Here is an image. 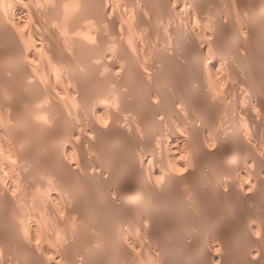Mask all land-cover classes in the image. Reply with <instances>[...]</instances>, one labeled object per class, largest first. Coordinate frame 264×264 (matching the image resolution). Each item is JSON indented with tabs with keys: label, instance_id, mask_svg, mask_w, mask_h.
Masks as SVG:
<instances>
[{
	"label": "bare ground",
	"instance_id": "bare-ground-1",
	"mask_svg": "<svg viewBox=\"0 0 264 264\" xmlns=\"http://www.w3.org/2000/svg\"><path fill=\"white\" fill-rule=\"evenodd\" d=\"M34 1L0 2L47 95L0 99V264H264V0Z\"/></svg>",
	"mask_w": 264,
	"mask_h": 264
},
{
	"label": "rangeland",
	"instance_id": "rangeland-1",
	"mask_svg": "<svg viewBox=\"0 0 264 264\" xmlns=\"http://www.w3.org/2000/svg\"><path fill=\"white\" fill-rule=\"evenodd\" d=\"M33 1H34V0H33ZM36 1H37V2H36ZM43 1H44V0H43ZM43 1H41V0H39V1H38V0H35L34 3H37V4H38V3H39V4L42 3V5H41V4H40V5H41V7H44L43 9H45V8L47 7V6H45L46 4H47V5H48V4L50 5V3H51V4H54L53 0H48L47 2L44 1L45 3H44ZM0 2H1V0H0ZM0 4L2 5V3H0ZM46 10L48 11V10H49V7H48V9L46 8V9L44 10V12H45ZM47 11L45 12L46 15H47ZM48 13H49V12H48ZM44 15H45V14H44ZM42 16H43V15H42ZM48 16H49V18H50V23H52V18H51V16H50V14H48ZM44 17H46V16H43L42 18H44ZM62 17H63V16H62ZM49 18L47 17V18H45V19L49 20ZM45 19H44V20H45ZM47 20H46V21H47ZM156 20H157V19H156ZM157 21H158V22H157ZM157 21L155 22V20H154V21H153L154 23L152 22V25H153V24H156V23H158V25H159V19H158ZM48 22H49V21H48ZM53 22L56 23L57 20H56V22L53 20ZM57 23H58V22H57ZM57 23L55 24V26H58ZM155 26H157V25H153L152 28H153V27L156 28ZM0 28H1L2 32H3V36H5V32H7L6 29H5V27L0 25ZM2 28H3V29H2ZM160 29L162 30L163 28L161 27ZM1 30H0V31H1ZM157 31H158V32H157ZM162 31H163V30H162ZM2 32H0V36H1ZM155 32H156L157 34H159V36H160L161 33H159V32H160V31H159V28L155 29ZM155 32H154V35H152L150 38L153 37L152 39H155V36H156V37L158 36V35H156ZM8 33H9V31L6 33L7 36H9ZM63 33H64V32H63ZM163 33H164V32H163ZM163 33H162V34H163ZM64 35H65V34H64ZM159 36L157 37L158 39H159ZM1 38H2V37H0V43H1V44H0V54H1L0 57L3 55V53H6V54L3 55V58H2L3 61H4V60H6V61H4V62H3V61L0 62V64L3 63L2 66L0 65V76H1V77H0V84H1V85H0V92H1V93H0V99L3 98L4 100H6V102L8 101V103H11L13 100L16 101V102H14V103L12 102L11 104H16V103L20 102V106H21V107L19 106V103H18V105L16 104L17 106H19V109H18V107L16 106V107H17V111L22 112V111L24 110L22 113L24 114V112H25V115H26V110L29 111V112L32 110V111H31V113H32L33 110H35V111H36V109L38 110L40 105H41V106L44 105V103H45V98H46L47 95L44 97V99L42 98L44 102H43V103L41 102L40 104H38V108H36V106H37L36 104L39 103L40 101H39V100H38V102H37V101H36V102L33 101V102H34V103H33L32 100H30V99H32L33 97H31V98L28 97L29 95H32V96H33V94H32V92L34 93V91H33V87H28V86H26L27 84H26L25 82H24V83H25L26 85H25L24 83H22V81L16 76L17 72H15L16 74H15L14 72H12V71L14 70V71H18V73H21L22 70H23L22 68H24V67H22V66H20V65L15 66V65H13V63L9 62L10 64L13 65V66L11 65V67H10L9 63L7 62V61H10V59H6V58H7V54H8V52H11V51H14V52H15V50H16V49L14 48L15 45L12 44V43H13V42H12L13 40H12L11 37H6V38L4 37V39H3V38L1 39ZM10 38H11V39H10ZM2 40H3V41H2ZM8 40H9V41H8ZM7 41H8V42H7ZM5 42H6L7 46H6ZM9 42H10V43H9ZM11 42H12V43H11ZM3 44H4V45H3ZM10 47H12V48L10 49ZM1 48H3V49H1ZM5 49H8V50H7L8 52H7ZM4 50H5V51H4ZM9 50H10V51H9ZM2 52H3V53H2ZM5 57H6V58H5ZM0 60H1V59H0ZM6 62H7V65H6ZM4 63H5V64H4ZM21 63H22V61H21ZM23 64H24V63H23ZM3 65H4V67H3ZM5 65H6V66H5ZM1 67H3V68H1ZM7 67H8V68H7ZM13 67H14V68H13ZM15 67H16V68H15ZM21 67H22V68H21ZM5 68H6V69H5ZM9 68H10V69H9ZM20 68H21L22 70H20ZM1 69H2V70H1ZM7 69H9L11 72L8 71ZM11 69H12V70H11ZM171 70H172V69H171ZM173 70H174V69H173ZM174 71H175V72H174ZM174 71H172L171 74H172V73H175V74L177 75V73L180 71V73H179V75H180V74H181V71H183V70H181V69L179 70V69H178V71H177V70L175 69ZM1 72H3V73H1ZM185 72H186V71H184V73H185ZM13 73H14V74H13ZM184 73L182 72L181 75H184ZM2 75H3V77H2ZM46 75H47V73H46ZM176 75H174V77H175ZM181 75H180V76L177 75V77H176V79H175L176 82H179L178 85H180V83H181V84L183 83L182 80H181V78H182L183 76H181ZM178 77H179V78H178ZM180 77H181V78H180ZM14 78H15V79H14ZM177 78L180 79L181 82H180L179 80H177ZM16 79H17V80L19 79V80L17 81ZM14 80H15V81H14ZM44 80H45V77H44V79H43V82H44ZM55 80H56V78H55ZM55 80L53 79V82H54ZM57 80H58V78H57ZM57 80H56L55 82H59V83L61 82L60 80H59V81H57ZM3 81H4V82H3ZM8 81H9V82H8ZM1 82H3V83H1ZM17 82H20V83H17ZM45 82H46V80H45ZM45 82H44V84H45ZM4 83H5L6 85H4ZM46 83H47V82H46ZM20 84H22V85H20ZM12 86H13V87H12ZM14 86H15V87H14ZM17 86H18V87H17ZM25 86H26V87H25ZM45 86H47V85H45ZM1 87H2V88H1ZM20 87H21V88H20ZM27 87H28V88H27ZM26 88H27V89H26ZM30 88H31L32 90H31ZM2 89H3V90H2ZM9 89H10V90H9ZM23 89H24V91H23ZM34 89H35V88H34ZM1 90H2L3 92H2ZM7 90H8V91H7ZM9 91H13L14 93L12 92V94H13L14 96H15V92L17 91L16 96L13 98V97H12L13 95L11 96V93H7V92H9ZM25 91H26V92H25ZM27 91H30L31 93L29 94V92H27ZM3 93H4V94H3ZM6 93H7L8 98H5V97H7V96H5V97H2V96H1V95H3V96L6 95ZM26 93H27V94H26ZM17 94L20 95V96H18ZM25 94H26V95H25ZM34 94H35V93H34ZM50 94H51V93H50ZM51 95H52V94H51ZM9 96H10V97H9ZM22 96H23V99L25 98L26 100L24 99V101H23ZM24 96H25V97H24ZM26 96L28 97L29 100L27 99ZM19 97H20V98H19ZM9 98H10V99H9ZM12 98H13V99H12ZM3 99H2V100H3ZM18 99H19V100H18ZM9 100H11V102H10ZM21 100H22V101H21ZM22 102H23V103H22ZM24 102H25V103H24ZM27 102H30V103H31V106H32V103H33V104H34L33 106H35V107L32 106V107H33V109H32V107H31V106L29 105V103H27ZM24 104H25V107H24ZM26 104H27V105H26ZM14 106H15V105H14ZM26 106H27V107H26ZM29 106H30V109H28ZM26 108H27V109H26ZM34 108H36V109H34ZM20 109H22V111H20ZM17 111H16V112H17ZM2 112H5V113H3L4 118H2V119H3V123H4V121H6V119H8V121H6V124H7V122H8V124H9V122H10V125H11V126H10V127H11V128H10V131H12L11 129H15L16 131L13 130V133L15 132V134H17L19 131H21V132H22L21 135L24 136V133H25L26 128H27V127L30 128L32 125L35 126V124H36L37 129H38V125H37V123H34V121L31 122L32 125H30V126H29V125L26 126V124H25V122L28 123V124L30 123L29 121H31V119L33 118V115H34L33 113H34V112L32 113V117H30V115H31V113H30V115H29V118H30V119H28V120H29L28 122L25 121V120L28 118V114H29V112H28L27 115H26L27 118H26L25 115H21L22 113H21V114H20L19 112H18L19 114L17 113V114L20 115V116H17V114H16V116L18 117L17 119H19V120L22 119V118H19V117H21V116L23 117V119L26 118V119L24 120V121H25L24 124H25L26 127L24 126V124L21 125L22 127H23V126L25 127V128H23V129H22L21 126H17V127L14 126V120H13V119H15V116H13L10 112L8 113L7 111H2ZM6 112H7V114H6ZM10 115H11V117H9ZM5 116H6V117H5ZM24 116H25V117H24ZM34 116H35V115H34ZM8 117H9V118H8ZM10 118H11V119H10ZM35 118H36V117H35ZM35 118H34V119H35ZM37 118H39L38 115H37ZM23 119H22V120H23ZM34 119H32V120H34ZM10 120H11V121H10ZM12 120H13V121H12ZM31 123H30V124H31ZM12 126H14V127H12ZM36 126H35V127H36ZM19 127H21V129H19ZM17 128H18V129H17ZM31 128H32V127H31ZM31 128H30V130L27 129V131H26V133H25V134L27 135V136L25 135V137H27V138H25V139H27V142H28V141H29V142H32V143H33V142H36L35 144H37V146H38L37 148H40V150H41V146H40V145H42L41 143L44 142V140H43V139H44V138H43V133H44V131L42 132L41 129L37 130L38 132H39V131L42 132V133L39 132V133H41V135H40V136H41V139H40V137H39V133H38L37 131H36V134H37V133H38V134H37V136H35V132H34V131L36 130V128L33 127L35 130H32ZM22 130H24V132H23ZM28 130H29V132L31 131V135H32V133L34 132V133H33V134H34V135H33L34 138H33V136H32V137L28 136V134H27ZM17 131H18V132H17ZM21 132H20V133H21ZM20 133H18V134H20ZM8 134H9V133H8ZM29 135H30V134H29ZM28 137L32 138V140L29 139ZM42 138H43V139H42ZM28 139H29V140H28ZM33 139H37V141H35V140L33 141ZM38 139H39V140H38ZM9 141H10V140H9ZM38 141H42V142H39V144H38V143H37ZM29 142H28V143H29ZM10 143H11V141H10ZM10 145H11V144H9V147H10ZM11 147H12V145H11ZM11 147H10V149L14 148V147H12V148H11ZM34 150L38 153V155H37L36 152H34ZM38 150H39V149H38ZM38 150H36V149H31V150H30L31 153H30V152H26V153H29L30 156H29V154H28L27 156L25 155V157H26V158L28 157V159H25L24 161H25L26 163L28 162L30 165H29L28 163H27V164H26V163H25V164L23 163L24 165L22 164V166H24V169L27 168V167L30 169V168L33 167V165H34L33 168H36V167H35V164H37L39 161L43 163V161H41V160H44V161H45L47 155H46V157L44 156L43 159H42V157H40V158H41L40 160L37 158V157H38L39 155H41V154H42V155H43V154H44V155L46 154V153H44V152L40 154L39 152H42V150H41V151L39 150V152H38ZM0 151H1V150H0ZM3 151H4V150H3ZM26 151H27V150H26ZM33 152H34V153H33ZM5 153H6V152H3V153H2V151H1V152H0V155H1V154H5ZM32 153H33V154H32ZM35 153H36V154H35ZM6 155H8V157L10 156L8 153L5 154V156H6ZM34 155H35L36 157H34ZM42 155H41V156H42ZM32 156H33V157H32ZM3 157H4V156H3ZM6 158H7V157H6ZM11 158H12V157H11ZM11 158L9 157V159H11ZM33 158H37V159H33ZM12 159H13V158H12ZM32 159H33V161H35V162H34L35 164L33 163V161L30 163V161H31ZM36 160H38V161H36ZM40 162H39L37 165L39 166V164H40L39 167L42 168L43 165H42V163H40ZM21 163H22V162H21ZM26 165H27V167H26ZM31 165H32V166H31ZM37 165H36V166H37ZM38 166H37L36 170L33 169V168L30 169V170H32V172H31V171L28 172V170H29L28 168H27L28 170L25 169V170L28 172V175H30V172H31V174L33 173V175H35V176H33V175H32V176H31V175L28 176V182L30 181V182H29V183H30V184H29V187H30V188L28 187V188H27V191L29 190L28 192L31 193V194L27 193V194L30 195V196H28V195L26 194V198H27V199H29V197L37 198V197L39 196V194H40V190L38 189V188H40V187H39V184H37V182H38L37 180H40V179H39L37 176L40 174V172L42 171L43 168H42V169H39V171H40L39 174H35V173L38 172V168H39ZM34 170H35V171H34ZM33 171H34L35 173H34ZM36 171H37V172H36ZM41 173H42V175L45 177V175H44L45 173H44V174H43V172H41ZM42 175L40 174V176H42ZM43 176H42V177H43ZM31 177H32V178H31ZM44 177H43V178H44ZM29 178H31V179H29ZM34 178H35V180H36V182H34V183L36 184L37 187L34 186V185H35V184L33 183V181H34L33 179H34ZM41 179H42V178H41ZM38 183H39V182H38ZM37 190H39V191L37 192ZM27 191H26V192H27ZM36 193L38 194V196H37ZM27 196H28V197H27ZM35 196H36V197H35ZM38 198H39V197H38ZM8 212H9V214H10V210H7V213H8ZM12 212H13V211H11V213H12ZM9 214H7V215L9 216ZM13 215H14V212H13ZM13 215L11 214V215H10V218H14ZM177 255H178V254H177ZM173 257H174V256H173ZM174 258L176 259V254H175V257H174ZM177 258H178V259H176V262H177L178 260L180 261L179 255L177 256ZM179 261H178L177 263H179Z\"/></svg>",
	"mask_w": 264,
	"mask_h": 264
}]
</instances>
